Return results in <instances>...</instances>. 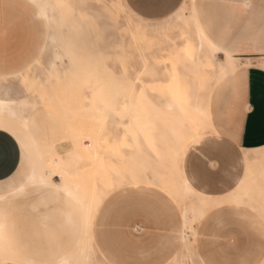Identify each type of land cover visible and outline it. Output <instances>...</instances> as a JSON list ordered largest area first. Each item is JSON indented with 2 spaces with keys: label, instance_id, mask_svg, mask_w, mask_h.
I'll return each instance as SVG.
<instances>
[{
  "label": "rangeland",
  "instance_id": "374dc122",
  "mask_svg": "<svg viewBox=\"0 0 264 264\" xmlns=\"http://www.w3.org/2000/svg\"><path fill=\"white\" fill-rule=\"evenodd\" d=\"M53 1L61 5L55 13L52 12L51 23L45 22V31L48 30V37L50 34L57 36L60 43L71 51L78 75L60 85L57 77L47 72L45 62L38 69L34 67L31 73L38 75L39 83L52 86L51 90L55 92L52 96L61 101L66 99L67 107L72 104L81 110L73 121L80 133H86L88 127L101 133L103 106L110 112L107 125L113 131L108 144L99 142L98 150L106 159L104 165L100 162L97 166L99 163H96L90 167H97L93 172L89 167L83 171V175L87 174L85 177L94 178V188L110 192L109 199L99 207L93 219V264H109L104 257L112 258L113 264H206V254H203L206 249H210V258L215 264H264V211L261 215L252 211L247 204V197L243 198L241 204L228 199L236 180L246 168V165L243 168L240 164L241 158L249 153L250 159H254L255 152L252 154V150L245 151L225 141L205 123L198 121L193 125L187 121L178 138L181 143L186 139L183 150L185 156L179 158L177 164L167 163L169 167L164 171L160 163L161 156L174 150H168L160 139L153 140L155 131L160 133L165 129L178 130L181 127L184 112H167L165 102H180L187 95V80H192L194 76L197 81L205 82L201 89H213L212 100L225 84L224 77L221 78L218 73L214 75L215 68L208 64L204 53L201 54L204 62L202 72L193 73L190 69L197 60L196 51L190 45V39L196 40L191 19L195 16L207 32L208 28L221 27L222 15L216 10L219 5L217 0H195L194 4L191 0H170L167 3H151L147 0ZM144 11L150 14H142ZM69 65L67 59L63 66ZM3 81L16 90L27 87L21 78ZM39 83L34 89L44 91ZM40 108L55 115L61 139L47 137L45 117L48 113L41 110L35 117L39 137L55 141L57 147L60 145L58 150L65 154L73 146L68 136L72 119L57 106L43 104ZM138 115L142 119H138ZM3 126L11 133L16 129L13 124L0 123V128ZM193 128H197L196 133L188 137ZM83 143L87 147L91 141L84 139ZM209 144L216 149L210 154H219L223 159L224 153H227L224 167L212 177L205 172V161L208 159L205 151ZM168 145L175 148L178 142L172 139ZM140 154L147 155L148 160L140 174L148 176L150 182L141 183L134 178V166L129 162ZM111 160L113 164L109 167ZM179 169L190 179L197 192L219 196L225 201L210 210L204 219L192 223L193 230H188L189 249H183L180 243L183 202L180 196L165 190L163 183ZM155 171L161 173V177L157 178ZM212 171L216 172V169ZM103 175L115 181L103 182ZM121 177L127 182L124 185H118L117 180ZM10 179L0 183V190L7 189ZM128 189L131 194L130 206ZM29 198L30 194L17 200L7 216L9 240L17 254L38 263L51 264L56 257L73 253L82 239L84 222L79 207L63 195V207L71 217L68 224L70 237L64 240L63 248L55 253L40 255L39 261L22 253L12 232L21 229V220L30 215ZM193 201V198H189L186 203ZM261 202L260 208H264V201ZM128 207L131 212L134 211L135 218L133 227L129 229L125 222ZM215 248L218 251L214 254Z\"/></svg>",
  "mask_w": 264,
  "mask_h": 264
},
{
  "label": "bare ground",
  "instance_id": "6f19581e",
  "mask_svg": "<svg viewBox=\"0 0 264 264\" xmlns=\"http://www.w3.org/2000/svg\"><path fill=\"white\" fill-rule=\"evenodd\" d=\"M27 1L34 3L38 7L39 17L44 19L47 23H51L52 12L55 13L57 7L61 5L60 2H54L53 0ZM191 2H193L194 4L195 0H191ZM192 6L193 5L191 3V7ZM193 8L194 7H192V10H194ZM178 19L181 20L180 17H178ZM191 20L193 22L192 24H194L193 32L196 36V40L190 39V45L191 48L196 51L195 55L197 54V60L190 67L191 71L193 73H195V71L200 73L202 72L201 67L202 65H204V62L201 60L202 53L205 54L208 64L214 66V75L218 73V75L223 78L227 76L231 70H235L237 65L234 58L232 57V61L226 63L227 58L225 56V61H220L217 56L218 53L222 51V49H220L211 40L208 33L205 31V28L199 22H197L195 16H193ZM48 38L51 42H53L54 47L53 57L49 60L48 66L46 65V69L50 75L57 77L58 84L63 85L67 79L73 80L74 78H76L75 76L78 75L76 74V72L78 71L75 66V59L73 58V54L71 53V51L60 43V39L57 36H52L50 34ZM213 46L220 49V51H215ZM152 51V54L155 55L154 50ZM225 53L226 52H224V54ZM67 59L69 60L70 65L68 67H64L63 65L67 63ZM40 65H42V60H37L35 64L26 68L24 72L0 75V77H2V79H0V123L13 124L15 126L16 129L14 128L15 131L12 134L17 138L16 140L19 141H17L21 146L19 148H22V161L21 165L19 166L20 168H18V172L16 174L14 173V176L10 179V183L7 186V189L0 190V258L10 257L21 259V257L14 250L8 238L6 230L7 216L13 202L28 190L34 188H54L61 190L77 203L84 219V232L83 238L77 245V248L74 250V252L68 257L53 264H93L94 259L92 257L95 249L92 234L93 219L101 204L109 197L110 192L105 189L99 190L98 188H94L92 186V184H94V178L92 179V176H89L88 178L85 177L87 176V174L83 175V171H86L84 169H87L88 167H94V164L96 163H99L97 164V166L100 165V162L101 165H104L105 163V156L103 154H100L101 152L98 150V147L99 142H101L103 145L108 144L109 140L113 136V131L109 129L107 125V120L110 112L104 106L101 108L103 120L100 134L99 132L94 131L93 128L88 129L89 127L87 128V130H85L86 133H80L76 129L75 122H73L77 119V112H79L80 109L72 106V104L70 103V106L67 107L66 99H64V101H61L56 96H52V94H55V92L51 90V85L47 83H39L38 75L32 74L31 72L34 67L37 68ZM78 65H80V63ZM50 75L48 80L50 79ZM8 78L15 80L21 78V81L24 83V85L27 86L26 89L22 88L21 90H16L14 89V87L6 85L3 80ZM38 83L40 84L41 88L45 89L44 91L38 92L34 89L36 84ZM187 83V95L183 97L180 102H173L170 100H167L165 102L167 112H174L176 110H181L184 112V114H182L183 123H181V127L178 130L165 129L160 133H156L155 131L153 134L154 141H156V139H160L168 150H174L173 152L168 153L169 155L165 154L161 156L160 163L164 166V171L169 167L167 163L177 164L179 158L183 159L185 156L183 150L185 146L184 141L186 139H184V141L182 140L183 143H181L180 139H178L183 132L182 128L185 122L188 121L194 125L197 124L198 121H200L201 123H205L210 130L216 131L213 126L211 115V94L213 92V89H210L208 91L205 89L202 90L201 87L204 86L205 82L197 81L194 76L192 80H187ZM142 85H145V83ZM22 93L23 95H21ZM124 103L123 106H125ZM43 104L54 105L63 109L64 112L70 117V119H72L69 126L68 136L71 137L73 146L65 154L61 153L58 150L57 143L55 141L43 140L38 135L39 129L35 124V117L37 115V112L40 110L41 105ZM137 117L138 119H142L141 117H139V115ZM39 125L41 126V124ZM127 125L129 127V123ZM2 128L4 129V126ZM196 129L197 128H193L191 131H189L188 137L194 136V134L196 133ZM64 139L65 137L63 138V140ZM84 139L91 141V144L89 143L87 147L84 146ZM172 139L177 140L178 142V145L175 146V148H173L172 145H168ZM253 151L255 152L254 159H250V157L248 156L249 153H245L246 156H243L245 159L244 165H246L244 174L235 188L230 192L228 199L233 203L241 204L243 203V198L247 197L249 200V202L247 203L249 208L261 215L262 211H264V208H260V205L262 204L261 201H264V147L252 150V154ZM101 157H103L102 160ZM147 161V155L142 156V154H140L138 157L134 156L133 158H131L129 162L132 166H134V178H137V180L141 183L151 181L150 179V181L148 180V176H144L145 174H140L141 169L145 166V164H147ZM112 164L113 162L111 160V163L108 166L112 167ZM125 165H127V163ZM96 168L97 167L93 169L90 168L92 169L91 172H93V170ZM154 173L157 178L161 177V173L159 174L158 171H155ZM107 177L108 176L103 175L102 181H115L113 180V178ZM117 182L118 185H124L126 181L123 177H121L117 180ZM163 183L165 190H167L169 193H174L175 196L180 194L184 202L189 198L194 199L193 203L196 202V204L192 203V206H183L184 217L190 216L191 213L193 214V217H190V219L186 221V226H188V229L193 222L201 221L202 219H204L210 210L225 203V201H223V199L219 196H211L202 192H197L190 185L187 177L183 175V172L180 171V169L175 172L174 175H170L169 179L164 180ZM184 249H189V246H184ZM104 259L109 264H112L105 257ZM25 262H27L28 264H35L30 261Z\"/></svg>",
  "mask_w": 264,
  "mask_h": 264
},
{
  "label": "crops",
  "instance_id": "0c3cea01",
  "mask_svg": "<svg viewBox=\"0 0 264 264\" xmlns=\"http://www.w3.org/2000/svg\"><path fill=\"white\" fill-rule=\"evenodd\" d=\"M216 2L219 3L216 10L222 15L221 27L208 28L206 32L222 49L218 53V58L224 62V52L230 51L237 66L224 77L225 84L219 88L212 100L213 126L225 141L240 146L245 151L260 149L264 147V0H217ZM142 14H150V12L144 11ZM44 26L45 20L39 17L38 7L34 3L27 0H0V75L24 72L37 60H42L48 66L49 60L53 57L54 44L49 40L48 30L46 32ZM40 110L48 113L45 124L47 137L61 139L55 115L49 110L42 108ZM0 132V183H2L18 172L22 161V148H19L21 147L19 141L11 132L2 128ZM240 164L244 168V157L241 158ZM243 174L236 180L235 186ZM188 182L192 186L190 179ZM29 194L30 215L24 216L27 218L21 220V229L14 230L12 234L20 244L22 253L39 261L40 255L61 250L64 240L70 237L68 224L71 222V217L68 211L65 212L62 195L76 205L77 203L61 190L34 188L19 196L10 210L17 200L24 199ZM127 195L130 206L129 189ZM176 196H180L183 202L180 243L184 249V246L190 245L188 230H193L192 225L188 229L186 221L192 218L193 214L184 217L183 206H192L196 202L187 204L180 194ZM108 199L109 197L101 206ZM79 212L82 215L80 208ZM125 222L128 229L133 227L135 222L134 211L131 212L129 207ZM6 230L8 235V223ZM209 250L206 249L203 253L206 254V264H215L210 258ZM217 251L218 249L215 248L214 254ZM70 254L72 253L56 257L53 263ZM105 258L114 263L112 258ZM15 259L19 258H0V264H24L25 261L42 264L32 259H19L23 262ZM245 264L250 263L245 262Z\"/></svg>",
  "mask_w": 264,
  "mask_h": 264
},
{
  "label": "snow or ice",
  "instance_id": "6c2138e0",
  "mask_svg": "<svg viewBox=\"0 0 264 264\" xmlns=\"http://www.w3.org/2000/svg\"><path fill=\"white\" fill-rule=\"evenodd\" d=\"M147 2H151V3H167L170 2V0H147ZM215 51H220V49L215 48ZM232 52H226L225 56H226V63L227 62H231L232 61ZM201 151H205L204 149H201ZM214 151H216V149L213 148V146L211 144L208 145V149L207 151H205V156H207V160L205 161V172L208 174L209 177L215 176L225 165L226 160H227V153H224L223 159H221L219 154L216 155H212L210 153H213ZM208 161H212L211 164L208 163ZM215 168L216 172H213L212 169ZM262 233H264V227H262Z\"/></svg>",
  "mask_w": 264,
  "mask_h": 264
}]
</instances>
